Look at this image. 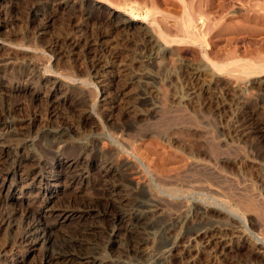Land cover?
<instances>
[{"label": "rangeland", "instance_id": "obj_1", "mask_svg": "<svg viewBox=\"0 0 264 264\" xmlns=\"http://www.w3.org/2000/svg\"><path fill=\"white\" fill-rule=\"evenodd\" d=\"M191 18L201 38L184 32ZM123 19L132 27L115 22ZM55 132L70 135V159L86 152L94 167L80 193L58 181L53 204L111 208L97 169L108 159L127 170L121 197L145 213L151 249L180 236L163 264H264V0H0V139L11 150L0 180L8 171L25 178L13 195H25L24 207L45 199L32 156L53 173L44 145ZM27 140L33 148L15 157ZM0 193V264H42V248L28 254L19 236L38 222L16 212L11 231L12 199ZM81 225L68 232L80 236ZM209 226L225 235L218 249L196 237ZM106 237L97 239L117 255Z\"/></svg>", "mask_w": 264, "mask_h": 264}, {"label": "bare ground", "instance_id": "obj_2", "mask_svg": "<svg viewBox=\"0 0 264 264\" xmlns=\"http://www.w3.org/2000/svg\"><path fill=\"white\" fill-rule=\"evenodd\" d=\"M130 8L132 13L137 11L134 6H131ZM137 13L139 12L137 11ZM145 14L146 13H144V15ZM145 16H147V14ZM203 19L204 16L202 15L199 20L204 23ZM194 20L195 19L193 18L187 20V27L184 28V32L186 34L194 35V33L197 34L200 31L197 36L200 37L202 36L201 28L199 29ZM115 22L121 25V28L129 29L132 27L131 23L124 19L121 20V22L120 20ZM154 45H152V47ZM158 49L156 53L162 50V48L160 50V47ZM159 54H161V52ZM27 78L28 80H33V77L31 76ZM35 78L34 80H36ZM32 83V86L29 85V88L36 89V84L34 82ZM44 83L46 85L47 80H45ZM57 83L55 80L52 82V91L58 88ZM37 86L40 85L37 84ZM7 128L13 129L11 123L7 124ZM69 137L66 135V133L55 132L48 137L50 139H48V142L46 145H44L46 148L49 147L50 150H53L55 153V162L54 164L51 163L53 164L51 168L54 171L50 176L45 175L44 170L49 169L51 165H49V163L46 162L41 156H32V158L28 154V156L32 158V165H34L32 168L35 170V172L31 170L35 174V177L32 180L34 182L40 180V187L38 188L39 195H45V199L42 200L43 202L41 205L36 207L32 205L24 207L25 203L22 200L25 198V195L16 199L13 198L17 187H19V184L23 185V179L25 178L19 179L15 174L9 171L4 173L1 172L3 176L0 180V191L3 193L6 190V196L7 198L12 199V203L10 205L14 209L9 213L10 217L7 221V226L9 229L11 231L13 230V232H16L20 228L19 225L16 224V221L12 220V217H14L16 212H21L22 216L24 215L25 220L26 218H33L35 220V222H33L34 224L38 222L37 226L29 225L28 227L27 225L21 231V235L19 236H21V243L27 244L28 254H34L39 250V247L42 248V264H163L164 261L173 255L178 245H181L179 244L181 241L180 236L176 235L174 239L166 246H162L161 248L154 251L151 249V236L155 235V231L153 227L146 226L147 224L141 222L142 216L145 213L135 208L128 209V206L125 205V199L121 197V184L119 183L124 180L127 175V170L125 168H121L120 166L116 167V165L108 159L97 163V169L100 174L99 185L107 193L110 203L113 204L111 208L106 207V209H102L100 206L92 207L88 202H84L83 209H73L69 206L60 207L56 204H53L52 200L54 197H56V194L58 193L57 191L61 186L58 185L59 183L57 184L58 181L63 179L64 187L76 184V190L77 192L79 191L78 193H80L81 190L79 189L84 185L82 182L89 179L92 172V167H94L92 161L86 157L88 155L83 156L86 154V152L85 154L83 153L82 156L76 157L74 159H70L69 156L66 155V148L70 146L71 143ZM26 143L27 144H25V147L23 148L16 144L18 147L14 150L15 157L20 158V156L28 152V149H31V147L34 146V143L31 140H27ZM8 147V144L0 139V156L4 154L6 149L11 151ZM26 176L30 175L26 174ZM32 180L30 179V181ZM29 183L30 182H28V184ZM8 184H10V186H8ZM23 192L24 191H22V193ZM146 209L149 213L158 211L156 206H151ZM103 217L108 219L107 222L110 226L106 232L102 231L100 227L101 219ZM48 218L54 219L50 221ZM73 221L77 222L79 225H81L80 222H82L81 226H84L80 231L82 232L80 236H73L68 232V224ZM86 222L87 224L83 225V223ZM121 229H123L126 233L125 243L117 240V238L120 236L119 233ZM216 232V229H214L212 226H209L208 228L202 227L195 234L197 238L201 237L200 239L204 241L205 246H216L218 249V247L223 244L225 235H223V233H219V235ZM104 233L108 234L106 239L109 241L106 243H115L117 245L115 246L117 255L109 257L106 252L105 240L97 239L99 235H104ZM187 240L190 241L189 238H187ZM188 241L186 244L188 243L189 245L190 242ZM16 244L17 241L11 244L12 247L8 244V247L10 246L13 248V246ZM5 249H7V247L0 248V256H4L3 253L7 252ZM210 249L213 250V247Z\"/></svg>", "mask_w": 264, "mask_h": 264}]
</instances>
